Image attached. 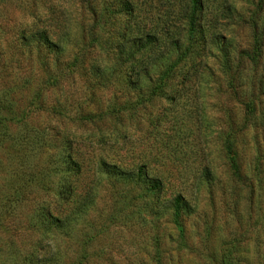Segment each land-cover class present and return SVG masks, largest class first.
<instances>
[{"label": "rangeland", "instance_id": "1", "mask_svg": "<svg viewBox=\"0 0 264 264\" xmlns=\"http://www.w3.org/2000/svg\"><path fill=\"white\" fill-rule=\"evenodd\" d=\"M0 264H264V0H0Z\"/></svg>", "mask_w": 264, "mask_h": 264}, {"label": "trees", "instance_id": "2", "mask_svg": "<svg viewBox=\"0 0 264 264\" xmlns=\"http://www.w3.org/2000/svg\"><path fill=\"white\" fill-rule=\"evenodd\" d=\"M192 5L194 7H200V0H192ZM42 40L46 41V37L42 36ZM225 150L228 154V159L230 162V166L235 174L238 173V167L235 162V157L232 154L231 147L228 144H225ZM103 172L111 177L115 176H124L131 171H122L117 165H103ZM138 178L141 181L148 183V191L161 192L162 191V183L158 178L150 177L146 172H142L141 168L137 170ZM170 205L173 207L174 215L178 216L180 211L186 207V202L181 195H176L171 201Z\"/></svg>", "mask_w": 264, "mask_h": 264}]
</instances>
